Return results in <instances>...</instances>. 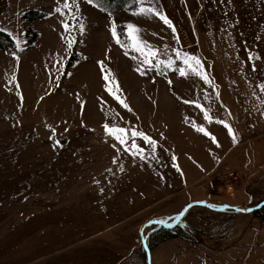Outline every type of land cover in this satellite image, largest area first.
I'll use <instances>...</instances> for the list:
<instances>
[{"label": "rangeland", "instance_id": "1", "mask_svg": "<svg viewBox=\"0 0 264 264\" xmlns=\"http://www.w3.org/2000/svg\"><path fill=\"white\" fill-rule=\"evenodd\" d=\"M136 1L109 15L87 0L79 10L69 0L71 14L63 0H0V32L14 42L0 50V264H146L139 235L147 222L170 225L194 201L244 209L264 199V0ZM140 7L171 26L135 14ZM29 11L46 15L26 24ZM128 23L156 51L150 64L131 46ZM185 53L201 60L207 81L188 70ZM249 91L254 108L235 105V93ZM104 124L126 129V143ZM133 131L155 140V152ZM227 171L238 179L229 182ZM250 216L242 238L215 240ZM181 223L196 232L191 242L169 247L172 261L152 249V264H264V213L194 208ZM158 230H144L149 246Z\"/></svg>", "mask_w": 264, "mask_h": 264}, {"label": "snow or ice", "instance_id": "2", "mask_svg": "<svg viewBox=\"0 0 264 264\" xmlns=\"http://www.w3.org/2000/svg\"><path fill=\"white\" fill-rule=\"evenodd\" d=\"M58 2H59V0H58ZM92 2H93V0H88V3L91 4ZM139 2L141 4H143L144 0H139ZM72 3L76 4L77 10H79L78 0H72ZM63 8L69 9V14H71V4L69 3V0H63ZM55 11L57 13H60L61 15L64 14L63 13V9L61 7H57L55 9ZM153 13L156 16H158L161 20H163L165 24H168L169 26H171L172 22L165 15L161 14L154 7H147V8L140 7L137 10V13H135V14L148 15V14H153ZM111 25L112 26L110 28V31H111L112 36L114 38H117L116 42L118 44H122V41L118 38L119 37V33L117 31L116 22H115L114 19L111 21ZM63 27L66 30H69L70 28H74L75 26L74 25H69L65 21V22H63ZM122 27H125V26H122ZM126 30H128V36H129V40L131 42V46L136 51H139L142 55H144V61H143L144 63L150 64L151 60L149 59V57L150 56H155L156 55V51L151 50V48L147 45V42L144 41L139 36V33H140L141 29L135 24L128 23L126 25ZM84 31H85V26H84L83 23H81L80 24V32L83 33ZM173 31H175L174 28H173ZM75 42H76L75 38H70L69 39V47H71V44L75 43ZM16 47H20V43L19 42H17ZM146 48L148 49L147 52L145 51ZM177 56L180 57V53L179 52H177ZM181 58L183 59L184 64L187 66L188 70L191 73H193L195 75H198V76H201L205 81H207V76L203 73V71H201L202 62H201V60L198 57H196L194 55H189L188 53H185L183 55V57H181ZM255 58L259 59V56L257 55ZM249 59L250 60L253 59V56H252L251 53H249ZM98 63L103 64V61H100ZM167 63H168L169 66H171L172 61L169 60ZM253 70H255V66L254 65H253ZM137 71H140V69L138 68ZM178 71H179V74L181 76H186L187 75L186 70L183 67L179 68ZM13 79H14V77H13ZM105 79H109V77L106 76ZM112 79H115V77H112ZM168 83L171 84L172 81H168ZM260 87L262 89H264V83H262ZM117 90H119V89L117 88ZM185 102L187 103L188 101H185ZM121 103L123 104V106L125 108H128V110L131 111V108L129 107V105L127 103H125L123 100H121ZM197 106L200 107L199 105H197ZM210 112H211V109L204 110V118L211 122L214 118L209 115ZM217 122L225 124V127L228 128L229 134L232 135L233 136V140H235V135L233 133L232 128L230 126H228L225 121L220 120V121H217ZM46 127L50 128L52 133H55L56 130H55L54 127H52L51 125H46ZM103 127H104L106 133L115 135V139L118 140L120 142V144H125L126 143L124 138H123V135L126 133V129L117 128V127H109V124H104ZM194 127H196L197 131L204 132L205 135L210 136L212 141L217 144V147L220 146L219 143L216 141V138L214 136H212L210 132H207L203 126L194 125ZM132 135L134 137H142L143 138V142L150 144L152 146V151L155 152L156 146H157V142L155 140H153L150 136H148L145 133L140 132V131H133ZM59 144H60L59 139L55 140V145H59ZM131 148L135 149V151L133 152V155H136L137 153H139L141 159L145 158L144 155H143V149L141 147H139V145L135 141H133V143L131 145ZM173 158H175V157H173ZM113 162H115V157L113 158ZM121 171H123V168H121ZM95 182L99 183V181H95ZM100 191L103 192V189H100ZM188 207H191V205H189ZM182 214L183 213H181V215ZM160 223H163V221H160Z\"/></svg>", "mask_w": 264, "mask_h": 264}, {"label": "trees", "instance_id": "3", "mask_svg": "<svg viewBox=\"0 0 264 264\" xmlns=\"http://www.w3.org/2000/svg\"><path fill=\"white\" fill-rule=\"evenodd\" d=\"M92 3L97 4L102 11H104L109 15H112L116 11H120V10H135L138 8V2L136 0H93ZM45 15L46 14L44 13L29 11L23 15L22 20L23 22L28 24L41 20L42 18H44ZM34 36L36 37L35 34ZM13 46H14L13 40L7 34L0 32V50L7 52L8 49L12 48ZM262 213H264V207L256 211L254 213V216H258ZM183 224L184 223H180L177 227L173 229H164L160 227L158 232H156L153 235L152 243L150 244V246L148 245L150 250L172 239H180L186 242H191L192 239L189 238L188 236L189 235L193 236V234L195 235L196 232L188 228V233H185L181 228H179ZM194 241L196 243H200V240L195 239Z\"/></svg>", "mask_w": 264, "mask_h": 264}, {"label": "water", "instance_id": "4", "mask_svg": "<svg viewBox=\"0 0 264 264\" xmlns=\"http://www.w3.org/2000/svg\"><path fill=\"white\" fill-rule=\"evenodd\" d=\"M191 205V207H188ZM262 207H264V199L260 201L258 204L252 207H246L244 209L236 207V206H228V205H211L208 204L207 202L204 201H194L191 203H188L184 208L180 211V213L176 216L174 222L170 225H167V223L163 222L160 223L159 219L156 220H151L147 222L146 224L143 225L141 232H140V246L142 250L144 251L145 254V259H146V264H151V253H150V248L147 244V241L144 236V230L147 227L150 226H158L159 228H164V229H173L177 227L181 221L184 219V217L187 215L189 211H191L194 208H202V209H207L211 212L214 213H227V212H232L238 215H250L255 213L256 211L260 210ZM181 213H183L181 215Z\"/></svg>", "mask_w": 264, "mask_h": 264}, {"label": "crops", "instance_id": "5", "mask_svg": "<svg viewBox=\"0 0 264 264\" xmlns=\"http://www.w3.org/2000/svg\"><path fill=\"white\" fill-rule=\"evenodd\" d=\"M244 95H247V102L240 103L239 99L245 98ZM253 96H255V95L253 93H251V91L246 92V93H244V92L235 93V100H237L235 102V105H241L242 104L244 109L254 108L256 101H255V98ZM250 113L254 114L255 112H250ZM249 202H251V199H250V201H248V203ZM222 205L240 206L243 204H232V203H226L225 202ZM247 217H249V216H247ZM250 221H251V216H250V218L240 219V220H237L236 222H235V220H233V222L231 223V232L228 234L227 237H225V234H222L219 231H216L213 236H214L216 241H222L223 244L224 243H231V242L235 241L236 237L242 238L244 236L245 232L247 231V228L250 226ZM189 243L190 242H186V241H183L180 239H172V240H169L167 242H164V243L158 245L156 247V249L163 251L162 255L166 256L167 258L168 257L170 258L171 254H170V251L168 250L169 247L177 244L175 246V248L176 247L180 248L179 246H181V245L183 246V245H186ZM205 245H206V243H205ZM227 245H229V244H227ZM223 246H226V245L224 244ZM151 252L152 251L150 250V253ZM169 260L172 261L173 259H169ZM151 264H152V255H151Z\"/></svg>", "mask_w": 264, "mask_h": 264}, {"label": "built area", "instance_id": "6", "mask_svg": "<svg viewBox=\"0 0 264 264\" xmlns=\"http://www.w3.org/2000/svg\"><path fill=\"white\" fill-rule=\"evenodd\" d=\"M229 182H235L237 179H238V176L237 174H235L234 172H231V171H227L225 172Z\"/></svg>", "mask_w": 264, "mask_h": 264}]
</instances>
